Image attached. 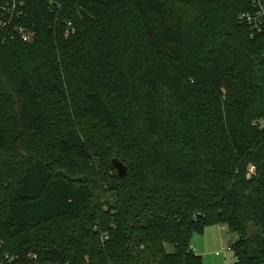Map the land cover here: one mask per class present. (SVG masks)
<instances>
[{
    "label": "trees",
    "instance_id": "16d2710c",
    "mask_svg": "<svg viewBox=\"0 0 264 264\" xmlns=\"http://www.w3.org/2000/svg\"><path fill=\"white\" fill-rule=\"evenodd\" d=\"M251 3L0 0L15 15L0 26V264H203L192 237L213 225L237 236L233 264H264ZM53 112L84 122L51 135ZM114 159L128 174L108 183Z\"/></svg>",
    "mask_w": 264,
    "mask_h": 264
},
{
    "label": "rangeland",
    "instance_id": "374dc122",
    "mask_svg": "<svg viewBox=\"0 0 264 264\" xmlns=\"http://www.w3.org/2000/svg\"><path fill=\"white\" fill-rule=\"evenodd\" d=\"M51 114L48 113V131L51 135L68 129L70 126L77 125V127H81L84 122V120L80 118L79 113L72 119L66 118L61 112H53ZM30 144L33 146L34 150L43 153L45 159L50 161L56 159L57 149L49 145L46 140L32 139ZM15 146H20L19 140L16 142ZM78 167V171H84L86 169L85 165H80ZM78 171H66V173L75 177H85L84 173L82 174ZM97 172L101 174L100 178L102 177V179L108 183H114V180L110 176L117 177L118 173L117 170L113 171L108 167H98ZM236 239L237 236L229 232L228 229L213 225L206 228L203 234L194 233L191 244L196 254L202 257L203 264H233L236 262L234 251L224 250L228 247H232ZM167 250L168 252H173V247L168 245ZM217 252H220L219 256L216 255Z\"/></svg>",
    "mask_w": 264,
    "mask_h": 264
},
{
    "label": "built area",
    "instance_id": "2783aa9c",
    "mask_svg": "<svg viewBox=\"0 0 264 264\" xmlns=\"http://www.w3.org/2000/svg\"><path fill=\"white\" fill-rule=\"evenodd\" d=\"M251 6L252 7L250 11L243 13L240 16V22L244 25H247L253 32V35H256L264 30V0H252ZM11 10L12 9L8 7H3L0 11V26L2 29L8 27L15 17L14 12L12 13ZM13 10H15V5ZM6 13H8L9 17H7V15L5 16ZM21 13L19 12L16 16H19ZM15 30L16 35L21 38L23 42L30 43L33 41V33L27 28L19 26ZM224 251H232V248L228 247ZM216 255L219 256L220 252H217Z\"/></svg>",
    "mask_w": 264,
    "mask_h": 264
},
{
    "label": "water",
    "instance_id": "95a60500",
    "mask_svg": "<svg viewBox=\"0 0 264 264\" xmlns=\"http://www.w3.org/2000/svg\"><path fill=\"white\" fill-rule=\"evenodd\" d=\"M113 166L117 170L120 178H124L128 174V168L119 159L113 160Z\"/></svg>",
    "mask_w": 264,
    "mask_h": 264
},
{
    "label": "crops",
    "instance_id": "0c3cea01",
    "mask_svg": "<svg viewBox=\"0 0 264 264\" xmlns=\"http://www.w3.org/2000/svg\"><path fill=\"white\" fill-rule=\"evenodd\" d=\"M224 229V228H223ZM237 240V239H236ZM194 250V249H193ZM196 253V252H195Z\"/></svg>",
    "mask_w": 264,
    "mask_h": 264
}]
</instances>
